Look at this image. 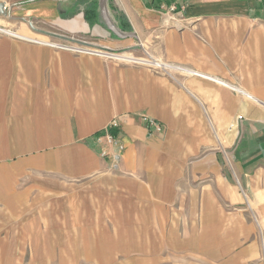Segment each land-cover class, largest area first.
<instances>
[{"label":"crops","instance_id":"0c3cea01","mask_svg":"<svg viewBox=\"0 0 264 264\" xmlns=\"http://www.w3.org/2000/svg\"><path fill=\"white\" fill-rule=\"evenodd\" d=\"M0 2L12 34L0 38L5 244L13 196H64V184L86 180L133 210L120 231L134 221L136 196H216V247L199 244L216 251L181 264H264V0ZM170 3L184 12L159 10ZM51 34L89 50L32 41L65 40ZM101 50L147 53L195 73L174 80ZM139 114L160 130L148 131ZM117 116V143L104 158L95 136ZM194 152L203 155L190 164Z\"/></svg>","mask_w":264,"mask_h":264},{"label":"rangeland","instance_id":"374dc122","mask_svg":"<svg viewBox=\"0 0 264 264\" xmlns=\"http://www.w3.org/2000/svg\"><path fill=\"white\" fill-rule=\"evenodd\" d=\"M0 18V38L12 36ZM32 41L89 50L69 40ZM174 75L181 73L171 71ZM206 123L215 133L212 123ZM202 155L192 153L189 163L199 162ZM63 188L64 196L33 200L21 195L7 202L13 214V241L5 244L1 234L0 264H181L187 258L204 263L205 252L214 249L199 244L216 247V196H136L134 221L120 231V220L133 214L126 207L120 210L122 201L107 192L103 196L100 185L86 180Z\"/></svg>","mask_w":264,"mask_h":264},{"label":"built area","instance_id":"2783aa9c","mask_svg":"<svg viewBox=\"0 0 264 264\" xmlns=\"http://www.w3.org/2000/svg\"><path fill=\"white\" fill-rule=\"evenodd\" d=\"M159 10L164 14H168V15H181L185 10V5L184 4L177 5L175 3H170L167 5L163 4L159 6ZM60 47L69 48L68 46L65 45H61ZM73 49H81V48L76 47ZM145 54L146 55L141 56V55L132 54L131 52L130 53L115 52L113 54L106 53L108 57L121 59L135 64H142L157 70L159 69V71H164L165 73L170 75V77H171V71H177L179 73H184V74L188 72L195 73L180 67L171 66L170 64L162 63L157 60H152L147 53ZM138 117L141 123L146 127L148 131L156 132L160 130V125L156 120L150 118L145 114H139ZM120 125H121V117L120 116L114 117L110 119L108 123L96 134L95 139L97 143L101 145L100 155L102 157L105 158L107 156H110L112 147L117 143V136L114 134V131L119 130Z\"/></svg>","mask_w":264,"mask_h":264},{"label":"water","instance_id":"95a60500","mask_svg":"<svg viewBox=\"0 0 264 264\" xmlns=\"http://www.w3.org/2000/svg\"><path fill=\"white\" fill-rule=\"evenodd\" d=\"M0 16L4 17L6 16V9L4 7V4L0 2ZM111 30L113 32H115L118 36L120 35L117 31H115V29L113 27H110ZM53 36H57V37H60L62 39H65V40H70V41H74L73 39L69 38V37H66V36H62V35H59V34H51ZM78 42V41H76Z\"/></svg>","mask_w":264,"mask_h":264},{"label":"trees","instance_id":"16d2710c","mask_svg":"<svg viewBox=\"0 0 264 264\" xmlns=\"http://www.w3.org/2000/svg\"><path fill=\"white\" fill-rule=\"evenodd\" d=\"M120 26H122V27H128V25H127V22H126V20H122V18L120 17Z\"/></svg>","mask_w":264,"mask_h":264},{"label":"bare ground","instance_id":"6f19581e","mask_svg":"<svg viewBox=\"0 0 264 264\" xmlns=\"http://www.w3.org/2000/svg\"><path fill=\"white\" fill-rule=\"evenodd\" d=\"M4 32H6V31H4ZM103 55V54H102Z\"/></svg>","mask_w":264,"mask_h":264}]
</instances>
